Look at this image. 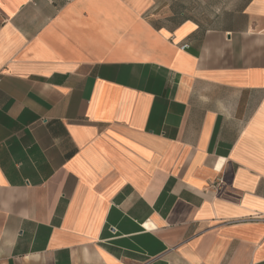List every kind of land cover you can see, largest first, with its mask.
Returning <instances> with one entry per match:
<instances>
[{
	"label": "crops",
	"instance_id": "1",
	"mask_svg": "<svg viewBox=\"0 0 264 264\" xmlns=\"http://www.w3.org/2000/svg\"><path fill=\"white\" fill-rule=\"evenodd\" d=\"M0 264H264V0H0Z\"/></svg>",
	"mask_w": 264,
	"mask_h": 264
},
{
	"label": "built area",
	"instance_id": "2",
	"mask_svg": "<svg viewBox=\"0 0 264 264\" xmlns=\"http://www.w3.org/2000/svg\"><path fill=\"white\" fill-rule=\"evenodd\" d=\"M182 48H184V47H182Z\"/></svg>",
	"mask_w": 264,
	"mask_h": 264
}]
</instances>
